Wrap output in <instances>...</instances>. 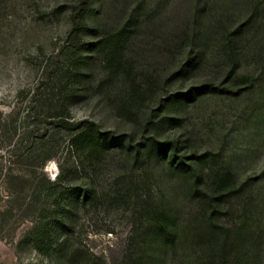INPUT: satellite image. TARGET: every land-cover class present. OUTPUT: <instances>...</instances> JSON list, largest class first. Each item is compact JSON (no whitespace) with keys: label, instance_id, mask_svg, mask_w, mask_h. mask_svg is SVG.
<instances>
[{"label":"rangeland","instance_id":"rangeland-1","mask_svg":"<svg viewBox=\"0 0 264 264\" xmlns=\"http://www.w3.org/2000/svg\"><path fill=\"white\" fill-rule=\"evenodd\" d=\"M77 1L0 0V264H130L140 254L146 264H219L214 239L211 245L182 239L171 255L159 242L140 245L143 210L161 201H174L179 230L202 223L204 203L192 197L190 176L166 163L145 174L121 142L108 144L112 149L98 162L73 146L68 123L92 122L111 139L128 135L135 146L143 141L151 95L166 100L192 92L201 78L221 81L228 64L219 55L221 33L244 24L250 14L238 57L239 73L247 80L241 92L188 101L176 127L163 128L160 138L179 137V160L218 154L236 184L248 183L245 193L221 206L230 234L226 248L230 264H264V0H93L101 11L96 17L101 31L122 25L136 7L141 27L124 45L127 73L114 74L106 62L94 64L76 98L66 99L70 86L57 84L65 110L43 115L33 90L46 71L64 65L66 45L74 41L70 7ZM198 2L206 4L209 19L201 27L190 18ZM195 30L203 37L202 44L194 41L203 58L200 72L196 79H180ZM175 72L173 82L164 85ZM251 81L255 86L248 89ZM134 83L147 93L140 92L135 109L122 112V99ZM57 118L64 121L54 147L35 149ZM48 156L53 158L44 164ZM72 187L93 188V194L71 208Z\"/></svg>","mask_w":264,"mask_h":264},{"label":"trees","instance_id":"trees-1","mask_svg":"<svg viewBox=\"0 0 264 264\" xmlns=\"http://www.w3.org/2000/svg\"><path fill=\"white\" fill-rule=\"evenodd\" d=\"M92 1L78 0L76 4L70 7V34L73 36L74 41L73 43L68 42L66 45L64 65L59 70L46 71L43 81L39 82L33 90L32 100L34 103L39 104V109L43 115H46L53 108L65 110V99L60 100L55 94L56 85H65V89L70 86L71 89L68 94L70 96H67L66 99L76 98L79 95L78 92L83 91L84 84L92 78L94 64L106 62L114 74L126 75L127 73L123 61L124 45L132 40L136 31L141 27V18L136 14V7L122 25L113 30L101 31L96 24L98 22L96 17L101 14V11L93 7ZM205 10L206 4L198 2L194 5L190 18L195 26L200 25L201 27L209 21ZM252 21L253 15L250 14L244 24L232 29L223 30L222 28V47L219 55L228 64L219 83L201 78L198 87L190 93L175 98L169 96L166 100L164 96L156 98V95H151L147 99L145 109H149L151 114L144 123L143 141L135 146L132 145V139L128 135L111 139L109 133L99 132L98 126L92 122L68 123L71 126L72 135H74L71 142L73 146L80 150L83 155L95 158L98 162L102 160V155L106 151L112 149V147L108 148V144L121 142L122 145H127L128 155L134 159L132 164L141 165L145 168V174L150 173L152 170L158 172L166 163L165 165L169 169L192 178L190 193L194 199L202 201L205 207L202 223L199 225L192 222L188 224V227L179 230L173 200L161 201L146 207L142 214L144 223L140 228V245L143 248L151 247L153 243L159 242L164 247L166 254L171 255L182 239L196 242L199 245H204V243L205 245H211L214 239L218 242L219 264H230V253L226 248L230 234L229 228L223 222L225 215L221 206L226 199L245 193L248 189V183L245 181L240 185L236 184L234 173L231 172L228 165L222 164L218 154L204 152L199 155L192 154L190 160H179L177 158L181 142L179 137L162 139L160 133L166 126L176 127L177 114L188 101L192 102L208 93L231 96L241 92V86L245 85L247 80H243L241 73H239L238 57L241 51L240 45L245 39L243 29L246 24ZM158 23L165 27L164 23H167V21L163 22L161 19ZM201 33L198 30L194 31V39H192V45L187 52L185 63L178 70L180 79H196L200 72L203 58L198 49L196 50L197 45L194 41L202 44L203 37L200 35ZM176 75L177 72L172 75V79L166 80L164 85H167L170 81L173 82ZM228 82H231V86L226 85ZM249 85L248 89L255 86L253 81ZM82 87L83 89H81ZM140 92L147 93L142 84H131L126 97L122 99L120 111L131 112L135 109L134 107L139 104ZM55 104L57 105L55 106ZM152 106H157V109L152 108ZM164 111L168 113L163 114ZM63 121L61 118L53 121L50 125V132L38 139L35 149H48V151L52 149L55 145L56 132L59 131ZM52 158L53 156H48L44 160V164ZM209 164H212L213 168L209 170L208 176H206L204 171L206 172ZM49 185L54 190L58 188L55 182H49ZM71 189V208L78 205L81 200L85 203L93 194V188L72 187ZM67 212L69 211L66 209L64 216ZM212 260L210 259L211 263H213ZM130 264H146L144 256L140 254L137 258H133Z\"/></svg>","mask_w":264,"mask_h":264}]
</instances>
